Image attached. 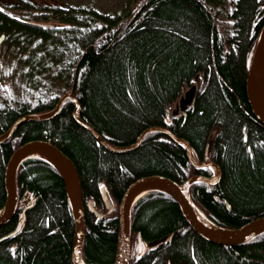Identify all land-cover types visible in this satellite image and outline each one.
Instances as JSON below:
<instances>
[{
    "label": "trees",
    "instance_id": "obj_1",
    "mask_svg": "<svg viewBox=\"0 0 264 264\" xmlns=\"http://www.w3.org/2000/svg\"><path fill=\"white\" fill-rule=\"evenodd\" d=\"M116 15L47 0H0V135L21 116L51 110L72 92L78 114L108 142H134L149 126L185 138L198 161L220 171L210 184L196 180L189 196L209 219L237 227L264 214V125L252 113L245 78L264 22V0H128ZM199 73L194 104L172 109ZM74 104L42 119H26L0 142V209L6 201L4 170L21 144L44 139L75 164L87 264H112L118 203L137 178L163 174L182 182L210 176L184 146L154 131L133 149L105 148L73 117ZM17 207L0 224V264H72L74 221L61 176L49 161L28 157L16 172ZM114 202L101 218L100 187ZM171 234L152 249L144 244ZM128 264H264V231L235 245L210 242L187 223L174 198L161 190L140 196L130 211ZM139 250V253L137 251ZM144 250V251H143Z\"/></svg>",
    "mask_w": 264,
    "mask_h": 264
},
{
    "label": "water",
    "instance_id": "obj_2",
    "mask_svg": "<svg viewBox=\"0 0 264 264\" xmlns=\"http://www.w3.org/2000/svg\"><path fill=\"white\" fill-rule=\"evenodd\" d=\"M262 9H264V2H262ZM199 73L192 77L193 83L188 86L183 93L179 96L176 101L174 108L172 109V116L177 117L181 114H185L188 107L194 104L196 81ZM245 88L248 102L250 104L252 113L257 120L264 125V22L261 28L259 38L256 42L252 60L248 66ZM66 101H72L74 109L72 115L74 119L83 127L87 128L96 137L99 143L105 148L115 151L122 152L133 149L136 147L141 140L147 134L160 131L167 134L174 141L184 146L186 155L190 162L195 166L204 167L207 165L212 166L214 174L210 176L204 175H193L182 182H177L168 176L163 174H150L142 176L134 180L124 191L122 197L118 203V230H117V243L116 253L112 264H128L131 254L130 245V211L134 205L133 197L140 189H146L144 193L151 190H161L166 192L177 202L181 213L186 219L187 223L192 229L202 238L218 244H229L235 245L243 242L244 240L256 235L259 232L264 231V214L252 218L245 223L233 227L225 228L217 225L214 221L209 219L194 203L192 202L189 193V185L196 180H203L214 184L219 180L220 171L216 164L212 161H198L193 155L188 141L173 134L167 127L162 125L149 126L142 130L137 136L136 140L126 145H116L108 142L103 138L88 122L83 120L79 114V103L72 92H66L61 95L56 105L49 111L41 114H31L26 116L18 117L10 127L0 135V142L6 139L14 130V128L22 121L26 119H42L55 115L62 104ZM41 151L44 154L53 157L54 161L51 162L48 158H44L49 161L64 183L65 191L68 195L73 221H74V232L72 237V252L71 261L72 264H86L81 256L82 242L85 231V215L83 211L82 199H81V187L78 171L73 161L55 144L44 139H32L18 146L10 155L7 160L4 170V188L6 192V201L2 212L0 213V224L7 221L10 216L14 213L17 205V190H16V170L22 160L25 159L29 152ZM153 185L157 187L151 188ZM100 194L102 196L103 208H97L92 199H89L87 204L92 212L97 216L101 217L104 214L110 212L114 207L113 199L108 193L107 189L102 185L100 187ZM32 199L31 203L24 205L22 216L19 219L17 225L11 230L12 233L18 231L22 222L25 219L26 208L32 206L34 203ZM197 211H201L208 221H210L214 227L206 225L198 216ZM171 237V234L164 235L160 238L149 240L144 244V250L152 249L162 242L166 241ZM1 239V238H0Z\"/></svg>",
    "mask_w": 264,
    "mask_h": 264
},
{
    "label": "rangeland",
    "instance_id": "obj_3",
    "mask_svg": "<svg viewBox=\"0 0 264 264\" xmlns=\"http://www.w3.org/2000/svg\"><path fill=\"white\" fill-rule=\"evenodd\" d=\"M8 1V0H5ZM49 2H59L77 7H90L101 13L116 15L123 13L129 7L128 0H47Z\"/></svg>",
    "mask_w": 264,
    "mask_h": 264
},
{
    "label": "bare ground",
    "instance_id": "obj_4",
    "mask_svg": "<svg viewBox=\"0 0 264 264\" xmlns=\"http://www.w3.org/2000/svg\"><path fill=\"white\" fill-rule=\"evenodd\" d=\"M174 108V107H173ZM28 157H39V158H48L51 162H53L54 161V159H53V157H51V156H48V155H46V154H44L43 152H41V151H38V150H36V151H31V152H29L28 154H27V156L25 157V159L26 158H28ZM24 159V160H25ZM23 161V160H22ZM21 161V162H22ZM20 162V163H21ZM16 172H17V170H16ZM80 187H81V185H80ZM154 187H157L156 185H153L151 188H154ZM146 191V189H140L135 195H134V197H133V201H135L137 198H139L140 196L142 197V195L144 194V192ZM81 194H82V191H81ZM68 196V195H67ZM32 199H34L35 200V198H32ZM69 199V198H68ZM81 199H82V195H81ZM32 201V200H31ZM31 201L29 202V203H25L24 205H28V204H30L31 203ZM35 202L36 201H34V203L32 204V206L35 204ZM88 202V201H87ZM82 205H83V203H82ZM32 206H30V207H32ZM86 206H87V208H88V210L89 211H91L90 210V208H89V206H88V204L86 203ZM4 207V206H3ZM3 207L0 209V213L2 212V209H3ZM16 207H17V205H16ZM30 207H28V208H26V210L27 209H29ZM24 208V207H23ZM15 210H16V208H15ZM26 210H25V212H26ZM22 211H23V209H22ZM83 211H84V206H83ZM197 214H198V216H199V218L206 224V225H208V226H210V227H214V225L210 222V221H208V219L206 218V216L201 212V211H197ZM13 215V214H12ZM11 215V216H12ZM10 216V217H11ZM22 216V215H21ZM26 216V215H25ZM102 217V216H101ZM101 217H99V218H101ZM25 220V219H24ZM19 221V220H18ZM18 221H17V223H18ZM17 223H16V225H17ZM23 223V222H22ZM2 224V223H1ZM15 225V226H16ZM22 225V224H21ZM21 227V226H20ZM19 227V228H20ZM19 230V229H18ZM16 233V232H15ZM14 233V234H15ZM13 233L10 231V232H8L7 234H5L4 236H2V237H0L1 239H3V238H5V237H7V236H9V235H12ZM82 256V255H81ZM83 259V258H82ZM84 261V260H83ZM85 262V261H84ZM86 263V262H85ZM87 264V263H86Z\"/></svg>",
    "mask_w": 264,
    "mask_h": 264
},
{
    "label": "flooded vegetation",
    "instance_id": "obj_5",
    "mask_svg": "<svg viewBox=\"0 0 264 264\" xmlns=\"http://www.w3.org/2000/svg\"><path fill=\"white\" fill-rule=\"evenodd\" d=\"M36 201V199H35ZM98 208H103V207H98ZM21 215H22V211H21ZM131 245V244H130ZM144 248V247H143ZM133 249V247L131 248V250ZM144 251V250H143ZM137 253H139V250L137 251Z\"/></svg>",
    "mask_w": 264,
    "mask_h": 264
},
{
    "label": "snow or ice",
    "instance_id": "obj_6",
    "mask_svg": "<svg viewBox=\"0 0 264 264\" xmlns=\"http://www.w3.org/2000/svg\"><path fill=\"white\" fill-rule=\"evenodd\" d=\"M0 11H3V9H0Z\"/></svg>",
    "mask_w": 264,
    "mask_h": 264
}]
</instances>
